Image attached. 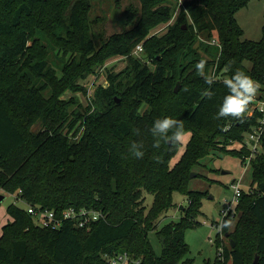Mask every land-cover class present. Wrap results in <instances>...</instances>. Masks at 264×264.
<instances>
[{
	"label": "trees",
	"instance_id": "obj_1",
	"mask_svg": "<svg viewBox=\"0 0 264 264\" xmlns=\"http://www.w3.org/2000/svg\"><path fill=\"white\" fill-rule=\"evenodd\" d=\"M140 1L141 8L128 14L130 28L108 38L99 33V45L89 17L92 0H0V186L26 202L8 208L0 264H102L105 253L126 251L137 264H193L185 230L197 224L204 193L189 188L191 173L214 151L241 159L247 152L229 146L243 140L254 117L217 119L216 113L228 94L222 81L237 69L264 89V26L260 40L244 38L236 14L250 0H183L173 22L177 0ZM169 21L165 33L150 36ZM213 37L221 47L205 41ZM144 38L143 57H134ZM45 42L65 58L61 75L50 66ZM116 55H128L127 66L109 73V84L96 89L88 110L76 107L77 99H61L66 89H84L78 79ZM200 59L207 60L209 74L217 66L211 88L196 73ZM205 89L215 93L211 100L201 96ZM165 116L183 120L191 132L173 165L180 144L161 141L153 148L149 131ZM133 142L143 143L142 159L130 154ZM252 168L250 190L244 188L235 216L223 220L233 222L221 230L230 246L224 257L205 264H264V153ZM175 190L191 202L181 221L157 229ZM147 193L154 195L149 207ZM28 205L58 213L72 206L101 209L106 218L90 228L71 220L46 228ZM155 229L161 255L149 237Z\"/></svg>",
	"mask_w": 264,
	"mask_h": 264
},
{
	"label": "rangeland",
	"instance_id": "obj_2",
	"mask_svg": "<svg viewBox=\"0 0 264 264\" xmlns=\"http://www.w3.org/2000/svg\"><path fill=\"white\" fill-rule=\"evenodd\" d=\"M180 1L177 0V9L171 22L175 21L181 10L182 5L180 6ZM92 2L93 8L90 11L89 17L93 25V37L99 45L101 44L100 37L102 35L108 38L114 33H119L130 28V25L126 22L128 14L133 8H141L142 5L140 0H92ZM236 17L245 30L244 38L252 40H260L262 38L264 0H250L246 6L238 10ZM169 24L170 21L154 28L150 36L162 35L168 30ZM99 33L103 34L100 36ZM145 40L146 38L140 42L144 43ZM45 43L50 50V66L55 67L58 74L61 75V68L65 63V58L59 55L57 50L54 47L52 48L48 42ZM131 54L134 57H143L144 55L143 51L137 54L134 52V49ZM128 61V55H116L109 58L94 73L87 74L85 77L78 79V85L84 89H66L60 95L61 99L67 101L77 99L76 107L80 106L79 109L82 112L88 110L96 89L99 86H107L109 84V73H118L127 66ZM247 65L251 67L252 63L248 61ZM178 82H180L181 88V81L179 80ZM49 94V91H47L46 95ZM188 132L190 135L183 144H180L178 152L171 161L172 165L179 160L185 151L186 145L191 137V132ZM229 147L232 149L240 148L241 143L239 141H232ZM192 171L198 174L190 180L189 188L201 191L204 194L200 198L199 211L194 217L197 224L185 230V238L190 246L188 256L193 258V264H205L207 261H214L218 257L221 247L225 248L226 245L230 246L229 237L223 231L221 233L219 228L222 221L221 210L225 206L226 200L231 201L234 199V190L231 186L234 180L243 177V188L246 191L250 190V185L253 180V168L252 166L246 167L241 157L237 155L214 151L202 159V165L193 168ZM1 194H5L6 198L0 204V236L3 234L4 224L10 221L9 206L12 204L21 206L26 203L23 199L17 198L16 194L6 193L0 186ZM153 201L154 195L147 193V206H151ZM190 202L191 200L187 193L181 190H175L173 193V205L162 214L158 220L157 229L168 223L181 221L182 215L185 213L184 208H187ZM157 229L151 231L149 237L155 252L157 255H161L163 247L159 235L156 232ZM114 254L105 253V261L102 264H107L108 259ZM134 262L131 264H135Z\"/></svg>",
	"mask_w": 264,
	"mask_h": 264
},
{
	"label": "built area",
	"instance_id": "obj_3",
	"mask_svg": "<svg viewBox=\"0 0 264 264\" xmlns=\"http://www.w3.org/2000/svg\"><path fill=\"white\" fill-rule=\"evenodd\" d=\"M183 0L180 1V5ZM205 41L221 47L220 41L217 37L212 39H205ZM144 50L143 42H140L136 45L134 52L139 54ZM217 66L214 67L212 74H215L218 78ZM249 117H254V124L251 128L245 133L243 140L239 141L241 147H244L247 152L244 154L242 162L246 167L252 166L253 159L264 153V89L260 88L257 93L255 100L250 104L249 110L246 113ZM240 147V148H241ZM243 177L237 180H234L232 183V188L234 190V199L231 201L225 202V206L221 210L222 221L228 216H235V208L239 199L243 193L242 186ZM28 212L31 213L35 218L38 219V222L46 228H59L65 220H71L74 224L81 228H90L91 225L101 219L106 218V215L101 209L94 208H76V207H67L63 209L60 213L56 210L41 208L36 205H28ZM221 231V230H220ZM220 256L224 257V248L219 249ZM134 263L137 264L139 260L133 258L129 252L117 253L111 256L107 264H125V263Z\"/></svg>",
	"mask_w": 264,
	"mask_h": 264
},
{
	"label": "clouds",
	"instance_id": "obj_4",
	"mask_svg": "<svg viewBox=\"0 0 264 264\" xmlns=\"http://www.w3.org/2000/svg\"><path fill=\"white\" fill-rule=\"evenodd\" d=\"M206 59H200L195 64V70L198 76L204 79V82L209 85V88L216 82L215 74L206 72ZM222 83L228 89V94L224 96L221 105L219 106L216 118L231 117L237 120H243L245 114L249 110L250 104L255 100L258 91L261 88L259 82L254 80L248 73L242 69H237L230 78L223 79ZM215 93L209 89L201 92V96L211 100ZM139 134L140 130H135ZM154 137L153 148L159 149L161 141L170 143L173 146L183 144L186 138L190 135L184 128V121L175 119L171 116L155 119L151 129L149 130ZM143 143L133 142L130 145L129 152L136 159H142L145 155L143 151ZM233 222L226 220L219 226L220 230L223 228L231 229Z\"/></svg>",
	"mask_w": 264,
	"mask_h": 264
},
{
	"label": "water",
	"instance_id": "obj_5",
	"mask_svg": "<svg viewBox=\"0 0 264 264\" xmlns=\"http://www.w3.org/2000/svg\"><path fill=\"white\" fill-rule=\"evenodd\" d=\"M179 89H180V82H178L177 83V85H176V87H175V91H179ZM119 101H120V99H118ZM197 175V173L195 172V171H193L192 173H191V177H194V176H196ZM6 198V196H5V194H1L0 195V203L4 200ZM183 207V206H182ZM229 234L227 233V236H228ZM233 246H235V242L233 241V244H232ZM259 261V255H257L256 256V259H255V262L257 263Z\"/></svg>",
	"mask_w": 264,
	"mask_h": 264
}]
</instances>
